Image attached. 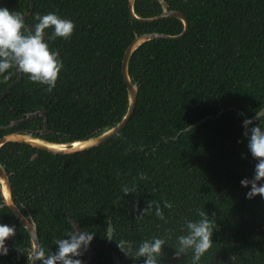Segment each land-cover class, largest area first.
Masks as SVG:
<instances>
[{
    "label": "trees",
    "instance_id": "obj_1",
    "mask_svg": "<svg viewBox=\"0 0 264 264\" xmlns=\"http://www.w3.org/2000/svg\"><path fill=\"white\" fill-rule=\"evenodd\" d=\"M165 1L186 16L189 29L181 39H154L133 53L137 104L118 135L66 155L17 142L0 149L14 201L34 219L45 256L76 230L73 220L94 235L91 264H114V255L120 264H144L135 250L153 237L164 241L158 264H194L191 249L181 257L179 237L188 235L189 221L207 218L212 245L195 264H264V198L246 199L240 185L256 163L242 120L264 107V0ZM32 2L33 10L30 0H0V7L23 17L31 12L29 27L49 12L75 27L68 40L46 30L63 62L56 86L49 92L22 75L0 102V139L43 130L42 115L10 126L36 112L46 114L49 131L40 136L50 142L87 139L115 126L129 107L122 67L136 36L184 30L174 17L134 19L130 0ZM135 13L156 17L163 7L136 0ZM17 79L15 70L0 77V93ZM3 205L0 189V223L15 227L0 264H30V234ZM121 239L131 253L119 250ZM78 258L87 264L86 252Z\"/></svg>",
    "mask_w": 264,
    "mask_h": 264
},
{
    "label": "clouds",
    "instance_id": "obj_2",
    "mask_svg": "<svg viewBox=\"0 0 264 264\" xmlns=\"http://www.w3.org/2000/svg\"><path fill=\"white\" fill-rule=\"evenodd\" d=\"M37 23L29 27L24 17L17 11H10L0 7V77L8 79L11 70L26 75L28 80L45 85L51 92L56 86L63 62L57 50L51 49L48 43V33L51 38L57 37L68 40L74 30V23L70 19L59 16L56 12L37 15ZM253 117L242 120L243 135L247 141V150L256 160L254 174L251 178L240 181L242 188L248 189L246 199L256 196L264 198V107L255 109ZM89 143H92L89 140ZM170 206V205H169ZM157 215L160 210L157 209ZM204 216L203 213L200 214ZM188 235L179 237V250L191 249L192 260L195 264L210 249L212 245V222L201 218L197 222L189 221ZM15 234V227L0 223V256L8 254L6 241ZM94 239L93 233L76 230L68 233V238L56 240V251L45 256L43 251L29 253V261L39 260L40 264H83L81 257ZM164 241L153 237L150 241L140 243L135 250L137 257H144V264H158L157 257L161 252ZM117 247L122 253L132 252L128 243L121 239Z\"/></svg>",
    "mask_w": 264,
    "mask_h": 264
},
{
    "label": "water",
    "instance_id": "obj_3",
    "mask_svg": "<svg viewBox=\"0 0 264 264\" xmlns=\"http://www.w3.org/2000/svg\"><path fill=\"white\" fill-rule=\"evenodd\" d=\"M30 1H31V10H33L34 4L32 0ZM135 2L136 0H130L129 2L130 13L134 19L141 21V22H153L155 20H160L166 17H174V18L180 19L183 22L184 30L179 35H166V34H160V33H145L142 35H137L134 41L132 42V44L129 46V48L127 49L125 53V57L123 60V67H122L123 77L127 83L128 93H129V107L123 119L115 126L109 127L105 129L104 131H101L100 133H97L96 135L90 138L71 141V142L59 143V142H50L40 136V135H45L49 131L46 114L44 112L31 113L25 119L14 122L10 126H14L15 124H18L19 122L30 120L37 115H42L45 118V128L36 133L35 132H24V133L13 132V133L7 134L0 139V149L9 142H17V143H24L36 149H41V150L48 151L54 154L66 155V154H73V153L90 150L96 146H99L102 143H105L106 141L110 140L111 138H113L114 136L118 135L121 132V130L127 125L129 120L131 119L135 111V107L137 104V98H138V86L137 84L133 83L129 75V61L133 53L138 48H140L143 44L151 40H154V39H159V38L171 39V40L181 39L186 35L189 29V22L186 16L180 11L170 10L169 5L165 0H159V2L161 3L163 7V13L159 16L150 17V18H143L135 13ZM30 15H31V12L25 15L24 17L25 23H26V18H28V16ZM21 78H22V74L18 73V79L15 82L11 83L3 93H0V102L20 82ZM253 119H257V118L253 117ZM89 140H91L92 143H89ZM35 158H36V155L33 157V159ZM0 189H1L3 200H4L3 207L10 208L13 211L15 217L20 221V223L28 231L31 237V243L33 247L32 253L35 254L36 252L40 251V238L38 235V229H37L36 223L31 216L29 218L26 217L16 205L13 195H12L9 175L6 172L5 167L1 163H0ZM71 221L77 232H80L83 230L79 224H77L73 220ZM113 231H114V228H113V225L111 224L109 228L110 240L112 239ZM6 244L12 245V236L6 241ZM185 250L186 248L181 251V257L185 253ZM86 255H87V264H91V259H92L91 245L86 251ZM113 262L114 264H120V260L117 255H114ZM31 264H39V260H35L31 262Z\"/></svg>",
    "mask_w": 264,
    "mask_h": 264
}]
</instances>
